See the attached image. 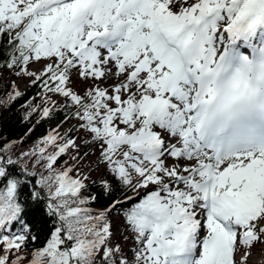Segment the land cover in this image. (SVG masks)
Listing matches in <instances>:
<instances>
[{
	"label": "snow or ice",
	"instance_id": "obj_1",
	"mask_svg": "<svg viewBox=\"0 0 264 264\" xmlns=\"http://www.w3.org/2000/svg\"><path fill=\"white\" fill-rule=\"evenodd\" d=\"M5 38L63 119L0 143V264H264V0H0Z\"/></svg>",
	"mask_w": 264,
	"mask_h": 264
},
{
	"label": "trees",
	"instance_id": "obj_2",
	"mask_svg": "<svg viewBox=\"0 0 264 264\" xmlns=\"http://www.w3.org/2000/svg\"><path fill=\"white\" fill-rule=\"evenodd\" d=\"M10 45L7 44L6 38L0 40V53L4 56H7L8 51H10ZM3 68H0V72H2ZM9 82L3 80L0 77V98L5 97L6 93L11 92L12 89L7 85ZM41 89L38 86H28L27 89L23 92L24 95L12 102L10 106L5 108L4 106H0V143L8 142L12 143V153L19 154L21 151L29 150L33 148L39 141L48 134V128L50 124L60 123L63 119V112H58L51 119H41V115L39 112H32L31 116H28V113L31 111V108L28 107L29 102H31L32 106L35 107L42 103L43 97L37 95ZM27 117V119H26ZM39 121V123H37ZM76 122L70 123L65 126L61 131H66L72 124ZM77 134L76 132L71 133V135ZM85 149L82 147L81 151L83 152ZM64 159H69L68 156H65ZM69 163L71 160L69 159ZM86 166L82 169V171L87 172ZM102 170L98 175L92 172L91 176L93 178L99 176ZM115 181L113 182L115 186ZM92 193L96 194L100 191L98 187H90L89 189ZM130 195H135L133 193H129ZM120 192L117 191L116 198H119ZM43 201H41V204ZM29 205H32V201H28ZM107 204V199L101 198L98 202L90 205L94 209H101L105 207ZM26 219L32 222L36 228L39 230L40 240L39 243H43L45 234L50 227V220H48L45 215L41 212L40 207H29L26 214Z\"/></svg>",
	"mask_w": 264,
	"mask_h": 264
},
{
	"label": "rangeland",
	"instance_id": "obj_3",
	"mask_svg": "<svg viewBox=\"0 0 264 264\" xmlns=\"http://www.w3.org/2000/svg\"><path fill=\"white\" fill-rule=\"evenodd\" d=\"M2 73H3V75H2V78H3V80H5V81H7V82H10V81H15L16 80V82H17V80L19 81V82H17V84H21V82H27V80L26 79H21V78H19V77H16L15 75H13L11 72H8V71H6V70H2ZM82 87V85H80V84H77L76 85V88H77V90L79 91L80 90V88ZM73 122H76V121H71V123H73ZM60 123H57V124H50L49 125V132L53 129V128H56L57 127V125H59ZM70 123H66V124H63V125H61V128H60V130H62L65 126H67V125H69ZM77 135H80V133H77V134H75L74 136H77ZM93 151H95V149H93ZM95 157H91L90 159H94ZM87 166V165H86ZM96 172H99V171H96ZM97 175V174H96Z\"/></svg>",
	"mask_w": 264,
	"mask_h": 264
}]
</instances>
